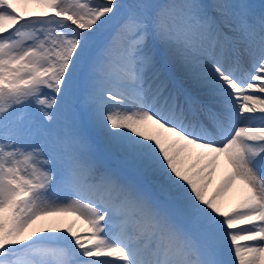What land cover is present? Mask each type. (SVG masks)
I'll return each instance as SVG.
<instances>
[{"label":"snow or ice","instance_id":"6c2138e0","mask_svg":"<svg viewBox=\"0 0 264 264\" xmlns=\"http://www.w3.org/2000/svg\"><path fill=\"white\" fill-rule=\"evenodd\" d=\"M0 264H264V0H0Z\"/></svg>","mask_w":264,"mask_h":264},{"label":"rangeland","instance_id":"374dc122","mask_svg":"<svg viewBox=\"0 0 264 264\" xmlns=\"http://www.w3.org/2000/svg\"><path fill=\"white\" fill-rule=\"evenodd\" d=\"M222 160H223V158H222ZM218 165H220V162L219 161H218ZM226 171H227V163H226V160H225L221 164V170L217 174V176H218L219 179L217 181H213L212 184L209 186V189H208L209 194L215 188V186L219 183L220 179L222 178V176L224 175V173ZM238 191H240V189L235 188V191L230 190L229 192H227L222 197L223 210L227 211L230 207H232L234 205V202H237V200L239 199V197L237 196L236 197V201H235V197L233 195H238Z\"/></svg>","mask_w":264,"mask_h":264},{"label":"bare ground","instance_id":"6f19581e","mask_svg":"<svg viewBox=\"0 0 264 264\" xmlns=\"http://www.w3.org/2000/svg\"><path fill=\"white\" fill-rule=\"evenodd\" d=\"M252 2L253 3H257V4H259L260 3V0H252ZM222 158H223V160H224V157L223 156H221L220 157V160H219V162H220V165H217V170H216V173L214 174V176H213V181H217L219 178H218V176H217V174H218V172L221 170V164L223 163V160H222ZM235 188H238V189H240V184H239V182H236V184L233 186V188L231 189L232 191H235ZM233 194V193H232ZM234 197H235V201H236V197L238 196H240V191H238V195H233ZM236 202H234V204H235ZM60 219H64V220H73L74 219V217H63V218H60ZM67 225L66 224H62L61 225V227H66ZM77 226H79L78 224H77Z\"/></svg>","mask_w":264,"mask_h":264}]
</instances>
